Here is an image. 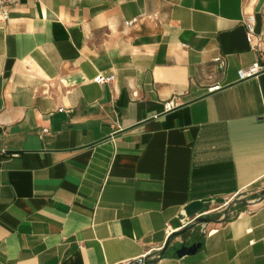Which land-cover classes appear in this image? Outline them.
<instances>
[{"label": "crops", "instance_id": "0c3cea01", "mask_svg": "<svg viewBox=\"0 0 264 264\" xmlns=\"http://www.w3.org/2000/svg\"><path fill=\"white\" fill-rule=\"evenodd\" d=\"M249 12L264 40V0L0 9V264H264V70L238 75L264 60ZM244 191L234 216L190 224Z\"/></svg>", "mask_w": 264, "mask_h": 264}, {"label": "built area", "instance_id": "2783aa9c", "mask_svg": "<svg viewBox=\"0 0 264 264\" xmlns=\"http://www.w3.org/2000/svg\"><path fill=\"white\" fill-rule=\"evenodd\" d=\"M22 0H0V9L2 11V14L5 18L8 17L9 10L18 5ZM134 21L127 22L128 24H132ZM244 23L247 30V39L249 43L251 44L252 48L255 50H258L259 52L264 51V40L263 38L256 33V16L254 13L249 12L246 14V17L244 19ZM215 61L219 63L220 67H223L225 65V61L222 57H216ZM264 70V60L256 61L251 66L247 68H241L238 70L239 79H246L251 76H254L258 74L259 72ZM115 76L114 75H108L104 76L102 74H98L94 81L100 84H106L111 83L114 81ZM218 86L210 87L209 90H215ZM176 102L174 100H170L165 103V108L167 110L172 109L176 106ZM146 264V263H142Z\"/></svg>", "mask_w": 264, "mask_h": 264}, {"label": "rangeland", "instance_id": "374dc122", "mask_svg": "<svg viewBox=\"0 0 264 264\" xmlns=\"http://www.w3.org/2000/svg\"><path fill=\"white\" fill-rule=\"evenodd\" d=\"M256 195V193H251L250 191H244L238 193L237 195L225 199V200H217L213 203H209V205L214 209L212 212L206 214L207 217L205 220L194 224L199 228H202L205 224L206 226L209 223H215L217 221L228 219L234 216L240 208H243L246 205L245 201L251 200L252 196ZM195 221H192V224Z\"/></svg>", "mask_w": 264, "mask_h": 264}, {"label": "water", "instance_id": "95a60500", "mask_svg": "<svg viewBox=\"0 0 264 264\" xmlns=\"http://www.w3.org/2000/svg\"><path fill=\"white\" fill-rule=\"evenodd\" d=\"M207 202H209V199L191 201L185 207V214L188 217H192L196 214L203 212ZM245 202H248V201H245ZM206 218L207 217H201V218L195 219L194 220L195 222H193L191 225L201 222L205 220ZM199 247H200V244L198 243H193L190 246H182L181 248L177 250V255L182 257L186 254H194L198 250Z\"/></svg>", "mask_w": 264, "mask_h": 264}]
</instances>
